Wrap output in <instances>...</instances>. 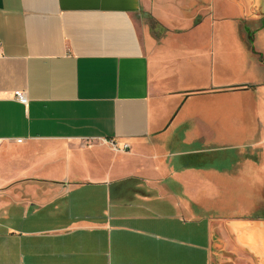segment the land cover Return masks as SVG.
Masks as SVG:
<instances>
[{
  "label": "crops",
  "instance_id": "0c3cea01",
  "mask_svg": "<svg viewBox=\"0 0 264 264\" xmlns=\"http://www.w3.org/2000/svg\"><path fill=\"white\" fill-rule=\"evenodd\" d=\"M222 1L154 35L144 0H0V264H264L263 222L224 214L264 183V0ZM239 93L260 140L233 175L212 106Z\"/></svg>",
  "mask_w": 264,
  "mask_h": 264
},
{
  "label": "rangeland",
  "instance_id": "374dc122",
  "mask_svg": "<svg viewBox=\"0 0 264 264\" xmlns=\"http://www.w3.org/2000/svg\"><path fill=\"white\" fill-rule=\"evenodd\" d=\"M230 1L236 5L239 14H244V8L247 10V7H242V5H244L242 0ZM214 9L217 16H229V14L234 13L235 10L231 9L230 5L227 7L222 0H216L215 3H213V0H144L140 17V27L144 24L148 27V24H150L152 33H154V35H160V28H158V26L153 28L155 23L151 22L150 19L167 26L169 30L176 31L178 30L177 21H188L190 24L197 23L206 17L212 16L214 14ZM229 11L231 13H229ZM240 21L245 24V20L242 19ZM238 24L240 25V22ZM239 30L242 32L241 27ZM240 71L241 70L237 69V66L234 67L232 79L235 82L233 85L245 83L244 80H249L247 83L257 82L254 70V75H249L248 73L244 74L245 72ZM221 72L222 71H220L218 75L227 77L228 80V73ZM201 83L203 84L204 82L201 81ZM237 95L238 97L233 98L232 100L228 99L227 105H224V103L221 104L217 101L215 107L213 105L212 108H216L215 122L217 124V129L223 136H225V139H222V142H229L234 146L232 151L227 152L234 162L229 171L233 175H243V168L235 165V162H237L238 159H242V154L251 155V150L246 147L241 148V146H244L247 142L253 143V140L256 138L257 140L260 139L257 137L254 129L257 120L254 118L255 113L251 100L249 98L244 99L241 93ZM225 114L227 115V118L224 117ZM231 136L232 141H228ZM245 180H247L248 183H240L235 180V182L232 181L233 183L231 182V184L227 183L228 185H226L224 192L228 193V196L224 205V214L229 215L231 213L232 216L243 215L247 219L242 220L263 222L264 224V183H253L250 181L251 179L249 180L248 178H245ZM238 194H240L238 196L239 199L237 197ZM242 210L243 212L241 214ZM14 263L20 264L19 259L15 258Z\"/></svg>",
  "mask_w": 264,
  "mask_h": 264
},
{
  "label": "built area",
  "instance_id": "2783aa9c",
  "mask_svg": "<svg viewBox=\"0 0 264 264\" xmlns=\"http://www.w3.org/2000/svg\"><path fill=\"white\" fill-rule=\"evenodd\" d=\"M13 97H14V99H15L16 101H18L20 104H22V105H26V104H27V97H26V95H25L24 92L16 91V92L13 93ZM109 144H110V146H111L113 149L120 150V148L117 146L116 143H114V142H109ZM125 149H127V146H126V145H124V146L122 147L121 150H125Z\"/></svg>",
  "mask_w": 264,
  "mask_h": 264
},
{
  "label": "water",
  "instance_id": "95a60500",
  "mask_svg": "<svg viewBox=\"0 0 264 264\" xmlns=\"http://www.w3.org/2000/svg\"><path fill=\"white\" fill-rule=\"evenodd\" d=\"M264 10V9H263ZM261 225H263L264 226V224L262 223ZM264 247V246H263Z\"/></svg>",
  "mask_w": 264,
  "mask_h": 264
}]
</instances>
